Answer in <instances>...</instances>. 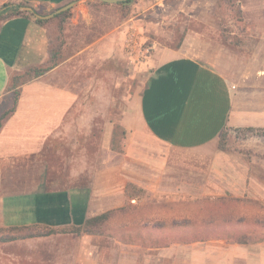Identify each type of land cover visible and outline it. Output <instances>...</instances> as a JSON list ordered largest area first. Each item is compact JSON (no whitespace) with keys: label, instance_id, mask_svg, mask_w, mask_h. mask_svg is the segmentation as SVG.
<instances>
[{"label":"rangeland","instance_id":"374dc122","mask_svg":"<svg viewBox=\"0 0 264 264\" xmlns=\"http://www.w3.org/2000/svg\"><path fill=\"white\" fill-rule=\"evenodd\" d=\"M95 2L77 0L68 22L50 25L59 64L26 84L44 78L70 87L76 99L61 131L40 153L27 155L18 142L11 150L0 147V229L6 227L3 200L26 193L88 187L93 200L89 217L118 211L100 233L0 243V264H143L151 247L197 235L228 239L221 235L223 229L229 237H235L234 229L247 232L252 242L264 239V204L217 195L207 181L206 163L171 153L122 124L131 96L154 72L152 62L160 49L187 42L204 59L225 64L245 62L264 48V0H132L126 8ZM80 23L91 29L79 28ZM115 29L112 37L96 43L101 33ZM15 91L3 99L0 116L13 106ZM1 145L8 146L3 140ZM218 149L248 156L256 152L261 159L264 132L227 130ZM219 201L236 208L231 219L244 218L247 226H222L228 217L210 208ZM191 222L192 227H171ZM206 222L214 226H198Z\"/></svg>","mask_w":264,"mask_h":264},{"label":"crops","instance_id":"0c3cea01","mask_svg":"<svg viewBox=\"0 0 264 264\" xmlns=\"http://www.w3.org/2000/svg\"><path fill=\"white\" fill-rule=\"evenodd\" d=\"M73 2L77 0H0V11L5 4H21L47 16ZM90 25L80 23L78 27L90 30ZM116 31L101 33L96 43ZM186 44L162 48L155 54L154 72L146 86L131 96L122 124L134 134L167 146L171 153L206 163L207 181L217 195L248 197L264 204V156L260 159L256 152L250 157L218 149L227 130L264 129V48L245 62L222 64L217 58L204 59ZM48 51L47 27L35 19L16 16L0 21V108L12 92V78L44 65ZM55 73L54 69L49 74L53 77ZM75 99L70 87L44 78L23 85L16 111L0 131V141L8 146L0 147L11 150L17 148L13 142H18L28 150L27 155L40 153L49 138L61 131ZM90 204L88 187L20 194L3 200L2 223L6 227L82 226L90 216ZM143 264H264V239L240 243L210 238L151 247Z\"/></svg>","mask_w":264,"mask_h":264},{"label":"trees","instance_id":"16d2710c","mask_svg":"<svg viewBox=\"0 0 264 264\" xmlns=\"http://www.w3.org/2000/svg\"><path fill=\"white\" fill-rule=\"evenodd\" d=\"M132 0H129L128 3L130 4ZM97 6L101 7H123L126 8V5L121 3L117 5H111L108 3L96 1L95 2ZM23 5H14V4H5L2 7V10L0 11V21L6 20L11 17L16 16H26L35 19V21L38 24H41L43 26L47 27V33H48V39H49V51H48V61L44 64L45 68L41 70L40 67H34L29 69L28 71L24 73H17L12 78V88L10 90H16L15 91V99L13 101V106L7 110L6 112L2 113L0 116V129L3 127L4 122L16 111L18 98H19V92H17V89H19L21 86L26 84L27 82L31 81L34 77L39 78L42 76L44 72H47L49 70H52L59 64L60 59V52L57 48L58 45H56L55 41H52L50 38V25L54 23L55 21L66 23L71 18V10H68L64 13H61L59 15H56L54 18L50 20H40L35 17L33 13H27L20 10V8ZM34 13H38L36 10ZM55 46V47H54ZM57 46V47H56ZM32 72H34V76H32ZM236 130H246L250 132H264V129H254V128H244V129H236ZM223 149V148H222ZM239 201V199H237ZM211 210L213 212H219L222 217H228L225 218L221 225L222 226H228L231 225L232 228H240L241 226H247V223L244 218H238V219H231L232 216L237 214L236 208H229L227 207L223 202L219 201L218 203L212 204L210 206ZM118 211V210H117ZM115 210L107 211L102 214L95 215L93 217H89L82 226H71V227H65V228H52L49 226H41V225H30V226H10V227H3L0 229V243H10L14 241L19 240H25V239H34V238H45L53 235H76L81 236L82 234H95L100 233L106 225H108L112 219L114 218L116 212ZM246 217V215H245ZM192 223V222H191ZM187 223V224H172V228L181 229V227H192L195 225L194 223ZM197 226V224H196ZM201 226L202 228L207 227H213L214 224L211 222H206ZM184 229V228H183ZM226 229H223L224 232H222V236L227 237L228 239H232L234 241L240 242V243H247L248 241H252L251 238H249L247 232L239 231V230H232L231 232L234 234L235 237H229L226 235L225 232ZM193 238L191 240L184 239L179 240L182 242H196V241H205L208 240L210 236H199ZM216 237V236H214Z\"/></svg>","mask_w":264,"mask_h":264},{"label":"water","instance_id":"95a60500","mask_svg":"<svg viewBox=\"0 0 264 264\" xmlns=\"http://www.w3.org/2000/svg\"><path fill=\"white\" fill-rule=\"evenodd\" d=\"M97 1L108 3V4H119V3L127 4L129 0H97ZM74 5H75V2L70 3L66 6L58 9L56 12H54L50 15H47V16H43V15H40L38 13H34V9L31 7H21V10L24 12L33 13L35 15V17L40 19V20H49V19H52L53 17H55L56 15H59L61 13H64V12L70 10Z\"/></svg>","mask_w":264,"mask_h":264}]
</instances>
